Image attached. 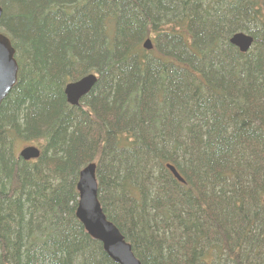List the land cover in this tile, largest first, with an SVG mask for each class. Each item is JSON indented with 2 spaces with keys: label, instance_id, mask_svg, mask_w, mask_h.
I'll return each instance as SVG.
<instances>
[{
  "label": "trees",
  "instance_id": "1",
  "mask_svg": "<svg viewBox=\"0 0 264 264\" xmlns=\"http://www.w3.org/2000/svg\"><path fill=\"white\" fill-rule=\"evenodd\" d=\"M0 7L18 65L0 105V264H114L75 217L90 164L140 264H264V0ZM90 74L70 106L64 88Z\"/></svg>",
  "mask_w": 264,
  "mask_h": 264
},
{
  "label": "water",
  "instance_id": "2",
  "mask_svg": "<svg viewBox=\"0 0 264 264\" xmlns=\"http://www.w3.org/2000/svg\"><path fill=\"white\" fill-rule=\"evenodd\" d=\"M2 9L0 7V18ZM229 44L241 54H246L253 44V39L243 33L234 34ZM146 51L152 49L151 42L143 44ZM18 65L15 60V51L7 37L0 33V105L16 85ZM97 79L88 75L77 82L66 85L64 95L72 107L78 106L83 97L92 90ZM39 150L35 147H26L18 155L23 161L36 160ZM95 164L82 169L78 176L76 191L78 193L75 217L83 226L87 235L99 243L103 252L114 264H140L132 253L131 246L126 243L118 229L110 223L102 212L97 196V182L95 178ZM172 176L181 184L183 180L176 170L168 165Z\"/></svg>",
  "mask_w": 264,
  "mask_h": 264
},
{
  "label": "rangeland",
  "instance_id": "3",
  "mask_svg": "<svg viewBox=\"0 0 264 264\" xmlns=\"http://www.w3.org/2000/svg\"><path fill=\"white\" fill-rule=\"evenodd\" d=\"M26 145L23 144V143H20V142H17L15 145H14V152L15 154H18V152L23 148L25 147Z\"/></svg>",
  "mask_w": 264,
  "mask_h": 264
}]
</instances>
